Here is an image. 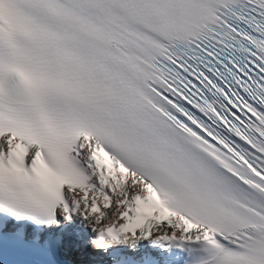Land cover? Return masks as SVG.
<instances>
[{"label": "snow or ice", "instance_id": "1", "mask_svg": "<svg viewBox=\"0 0 264 264\" xmlns=\"http://www.w3.org/2000/svg\"><path fill=\"white\" fill-rule=\"evenodd\" d=\"M0 261L264 264V0H0Z\"/></svg>", "mask_w": 264, "mask_h": 264}]
</instances>
